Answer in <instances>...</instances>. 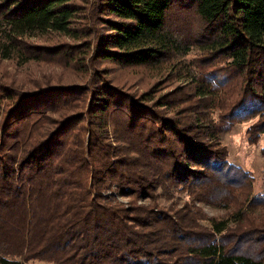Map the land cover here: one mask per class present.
<instances>
[{
  "label": "trees",
  "instance_id": "trees-1",
  "mask_svg": "<svg viewBox=\"0 0 264 264\" xmlns=\"http://www.w3.org/2000/svg\"><path fill=\"white\" fill-rule=\"evenodd\" d=\"M50 31L74 41L25 38ZM0 55L86 74L0 78V264H264V188L220 139L264 133V0H0ZM106 60L184 83L129 90Z\"/></svg>",
  "mask_w": 264,
  "mask_h": 264
},
{
  "label": "rangeland",
  "instance_id": "rangeland-1",
  "mask_svg": "<svg viewBox=\"0 0 264 264\" xmlns=\"http://www.w3.org/2000/svg\"><path fill=\"white\" fill-rule=\"evenodd\" d=\"M82 1V0H80ZM25 38L34 43H52L61 40L73 42L70 37L59 32L36 33L25 35ZM77 51H74V55ZM102 64L109 66L108 73L113 82L118 83L129 90L141 91L158 81L157 87L162 90L184 83L182 79L170 77L167 74V67H155L150 65H126L106 60ZM0 78L13 85L25 89H32L37 84L45 83H83L86 74L81 68H76L73 59L55 58L49 59H27L23 60L16 55L4 58L0 55ZM254 119L236 124L230 131L220 134L222 142L227 144L230 155L229 159L235 164L243 166L254 176L253 192L264 188V133L257 144L248 142L247 128ZM113 189H107L109 192ZM187 198L184 196L182 199ZM127 200L121 197L120 200ZM181 201V199H179ZM147 202V199L145 200ZM162 203L167 200L159 199ZM201 207L208 214H219L222 208L200 203ZM30 264H49L46 261L36 260Z\"/></svg>",
  "mask_w": 264,
  "mask_h": 264
},
{
  "label": "built area",
  "instance_id": "built-area-1",
  "mask_svg": "<svg viewBox=\"0 0 264 264\" xmlns=\"http://www.w3.org/2000/svg\"><path fill=\"white\" fill-rule=\"evenodd\" d=\"M121 198V197H120ZM123 200V199H122Z\"/></svg>",
  "mask_w": 264,
  "mask_h": 264
}]
</instances>
